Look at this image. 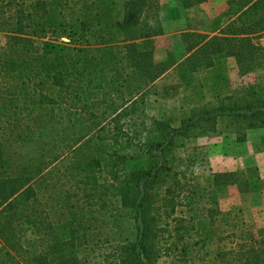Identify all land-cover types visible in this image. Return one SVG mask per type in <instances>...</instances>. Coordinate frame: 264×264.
<instances>
[{
    "label": "trees",
    "instance_id": "obj_1",
    "mask_svg": "<svg viewBox=\"0 0 264 264\" xmlns=\"http://www.w3.org/2000/svg\"><path fill=\"white\" fill-rule=\"evenodd\" d=\"M229 6L236 19L219 34L184 35L189 72L216 55L240 74L264 66V41L253 40L264 0ZM158 10L159 0H0V264H264V236L237 224L220 236L228 246L208 250L226 216L216 194L193 202L231 185L249 192L254 180L212 172L199 185L174 153L219 121L237 142L263 128L264 78L192 108L178 127L148 117L145 94L175 64L154 57Z\"/></svg>",
    "mask_w": 264,
    "mask_h": 264
},
{
    "label": "rangeland",
    "instance_id": "obj_2",
    "mask_svg": "<svg viewBox=\"0 0 264 264\" xmlns=\"http://www.w3.org/2000/svg\"><path fill=\"white\" fill-rule=\"evenodd\" d=\"M182 13H184L183 21L178 24L177 29L185 31L158 38L156 42V60L163 61L171 55L176 64L167 69L145 94V106H143L148 117L162 119L174 127L180 125L181 118L190 115L192 108L214 103L232 94L237 88L246 86L258 78H264V66L253 72L240 74L234 60L224 55L214 56V64L209 68L189 72L184 63L187 54L183 45L184 35L202 33L213 36L219 34L221 29L236 18L232 9L214 11L210 15L197 14L198 12L195 11L192 14L196 15L188 18L185 16L190 14L189 11L185 10ZM253 40L262 43L264 35H258ZM248 131H250L249 143L254 142L252 145L249 144V151L253 153L251 158L256 161L255 165L258 169L264 168V127ZM235 134L228 121H219L214 130L196 131L190 137L181 139L180 145L174 148V153L189 160L185 163V166L188 165L189 177L194 178L199 185H204L209 174L230 171L233 168V160L239 159L241 153H246L241 145L231 146V143L236 141ZM235 170L238 169L231 171ZM261 173L264 175V169ZM259 178L254 194L250 191L239 192L235 185H231L224 191L204 192L203 196L193 201L197 206L209 205V194H216L217 206L226 216V220L221 215L216 218L213 225L214 235L207 244L208 250L214 252L229 245L228 240L220 239L223 234L227 235V230H231L227 223L244 226L257 236H264V177L259 176ZM187 208L189 209L181 205L177 208V213L187 214ZM131 224L130 221L124 223V230H127L128 234L131 232ZM157 264H167V259L160 258Z\"/></svg>",
    "mask_w": 264,
    "mask_h": 264
},
{
    "label": "crops",
    "instance_id": "obj_3",
    "mask_svg": "<svg viewBox=\"0 0 264 264\" xmlns=\"http://www.w3.org/2000/svg\"><path fill=\"white\" fill-rule=\"evenodd\" d=\"M229 1L230 0H159L160 7L158 11V16H159L160 26L162 29V34L153 37L154 57L156 53V42L158 38L170 36L175 34L176 32L185 31V30L177 29V26H179L178 24L183 21L184 13L182 12H185V10L189 11L190 14L185 16L186 18H188V17H194V15L196 14L195 13L192 14V12L195 11L198 12L197 14H209V15L214 11L215 12L226 11V10L230 11L231 9L229 6ZM234 15L236 18L235 13ZM194 20L197 21L198 19L197 20L194 19ZM249 132L250 131L248 130L246 131L245 141L243 142L234 141L231 143V146L234 147L235 146L239 147L238 145H241V147L244 148V150L246 151L245 154H247V156H244L245 154L241 153L240 156L238 157L239 159H237L236 161L233 160V168H231V170L232 169L241 170L244 172L245 176L251 179V181L254 180V182H251L252 190L250 191L251 193L254 194L255 193L254 190L257 187V181L260 180L259 176L264 177V175H262L261 173V170H263L264 168L259 167L258 169L257 166L255 165L256 161L255 160L253 161V158H251V156H253V153L249 151L250 150L249 144L252 145V143L254 142L249 143L250 140Z\"/></svg>",
    "mask_w": 264,
    "mask_h": 264
}]
</instances>
